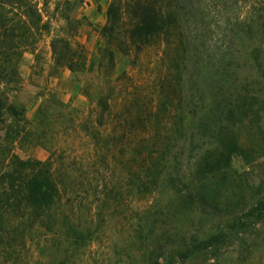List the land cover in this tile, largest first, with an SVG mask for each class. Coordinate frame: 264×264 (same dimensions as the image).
<instances>
[{
	"label": "rangeland",
	"instance_id": "obj_1",
	"mask_svg": "<svg viewBox=\"0 0 264 264\" xmlns=\"http://www.w3.org/2000/svg\"><path fill=\"white\" fill-rule=\"evenodd\" d=\"M110 2L13 0L1 4L0 46L10 55L0 59V67L13 69L14 75L7 79L11 81L0 83V91L8 105L22 111L17 122L19 137L11 152L23 160H49L60 177L76 182L94 178L96 171L98 178L111 174L103 148L108 146L115 156V128L125 132L130 127L126 113L122 112L120 127L115 114L131 97L142 108L150 102L163 75L158 73L165 64L161 50L172 40L168 34L152 40L140 53L124 40L121 51L115 45L111 47L113 73L99 76V50L105 46L100 30L106 23ZM165 2H170V7H164L166 22L173 24L177 19L180 37H188L194 47L264 50V0ZM13 34L19 37L12 43ZM52 39L56 48L60 39L68 41L81 56L55 62ZM176 47L182 46L177 42ZM67 62H73L75 71L66 68ZM101 95L107 98L110 111L103 126L111 136L106 145L103 141L93 145L86 133L92 127L99 133L104 131L96 122ZM259 131L256 138L251 131L244 132V141L253 146V153L244 162L233 160L250 181L264 180V111ZM143 136L130 137L134 140ZM141 198L115 208L107 224L85 226L84 230L95 229V236L77 244L72 237L57 233L12 245L0 241V264H264V207L256 220L230 228L224 213L192 215L180 209L170 193L160 192L152 206ZM217 232L226 235L211 248L185 259L174 254L181 241L203 240Z\"/></svg>",
	"mask_w": 264,
	"mask_h": 264
},
{
	"label": "trees",
	"instance_id": "obj_2",
	"mask_svg": "<svg viewBox=\"0 0 264 264\" xmlns=\"http://www.w3.org/2000/svg\"><path fill=\"white\" fill-rule=\"evenodd\" d=\"M4 1L13 2L0 0V19ZM169 5L165 0H111L108 4L106 23L100 30L105 46L99 50V76L114 71L112 46L121 51L126 40L140 53L152 40L172 38L161 50L165 64L158 73L163 75L150 102L142 108L131 97L115 114L118 125L122 112L126 113L130 127L125 132L115 128V156L108 146L103 148L111 174L98 178L96 171L94 178L76 182L60 177L49 160H23L12 153L22 111L8 105L0 91V241L12 245L57 233L72 237L77 244L95 236V229L84 230L85 226L107 224L115 208L133 199L142 197L152 206L162 191L192 215L224 213L230 228L258 218L264 207V180H248L233 160L244 162L253 153L244 132L251 131L254 138L261 132L264 50L194 47L188 37H180L177 19L173 24L166 22L164 7ZM17 37L12 35V43ZM55 42L51 40L55 62L81 56L68 41L60 39L58 48ZM177 42L182 47H176ZM9 55L0 46V59ZM66 68L75 71L73 62H67ZM6 70L0 67V83L11 81L7 79L14 75L13 69ZM133 95L137 97L138 92ZM106 100L101 95L97 101L96 122L103 128L110 116ZM103 130L99 133L92 127L87 131L93 145L97 141L107 144L111 134ZM140 133L144 136L131 139ZM225 235L217 232L203 240H183L174 254L188 258Z\"/></svg>",
	"mask_w": 264,
	"mask_h": 264
}]
</instances>
